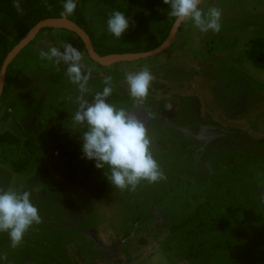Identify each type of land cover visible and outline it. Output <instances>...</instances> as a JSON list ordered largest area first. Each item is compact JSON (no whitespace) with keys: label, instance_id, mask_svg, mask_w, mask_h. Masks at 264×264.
<instances>
[{"label":"rangeland","instance_id":"obj_1","mask_svg":"<svg viewBox=\"0 0 264 264\" xmlns=\"http://www.w3.org/2000/svg\"><path fill=\"white\" fill-rule=\"evenodd\" d=\"M211 7L222 11L219 33L202 34L184 21L172 45L153 58L100 66L74 34L57 28L41 31L16 57L14 83L0 100V134H14L22 143L0 146V188L30 190L42 223L16 249L0 233V257L6 256L0 264H264V70L247 60L250 42L264 38V0L199 5L205 13ZM112 11L91 0L85 18L95 35L105 34L117 48L147 45L150 31L169 16L143 26L128 16L133 23L115 39L106 25ZM4 20L0 16V26ZM64 43L82 53L83 70L91 74L88 100L102 90L103 76L113 77L111 96L125 100L111 104L129 109L145 125L165 180L121 191L107 179L96 198L61 175L66 149L82 148V131L56 109L73 114L77 106L68 98L78 91L65 75L66 65L54 66L38 53L53 46L63 50ZM144 67L154 79L145 102L136 104L124 77ZM27 155L29 167L15 173L12 163ZM240 167L250 179L236 177L231 203L213 206L211 217L219 225L179 243L175 228L211 199L226 172Z\"/></svg>","mask_w":264,"mask_h":264},{"label":"clouds","instance_id":"obj_2","mask_svg":"<svg viewBox=\"0 0 264 264\" xmlns=\"http://www.w3.org/2000/svg\"><path fill=\"white\" fill-rule=\"evenodd\" d=\"M163 3L169 6V16L181 22L191 20L202 34H217L221 30L222 11L217 7H211L205 13L199 8L200 0H163ZM12 6L18 14H24L20 0H13ZM76 7L75 0H66L60 15L71 16ZM130 23L133 22L124 12L112 11L106 21L107 32L115 39H121ZM62 49L53 46L47 51L41 50L38 55L54 66L66 65L65 75L77 86L78 95L68 99L77 106L71 123L74 129L82 131V158L95 161L97 169H107L108 181L121 191H135L141 181L158 183L165 180L163 170L150 151L151 139L145 125L129 109L117 108L107 102L115 87L113 77L103 76L102 90L96 91L91 101L88 100L91 74L83 70L82 53L71 43H64ZM153 79L147 67L125 73L128 94L134 103L145 102ZM41 223L42 217L32 202L30 190L18 192L0 188V233H7L12 249L19 247L28 231ZM0 259H6V256Z\"/></svg>","mask_w":264,"mask_h":264},{"label":"trees","instance_id":"obj_3","mask_svg":"<svg viewBox=\"0 0 264 264\" xmlns=\"http://www.w3.org/2000/svg\"><path fill=\"white\" fill-rule=\"evenodd\" d=\"M90 1L91 0H75L77 4L76 10L73 15L67 16V18L88 33L96 52L101 57L152 51L164 43L176 21L175 18L168 16L167 22L162 27H154L149 33V43L145 46L135 48H117L107 42L108 38L105 34L97 36L91 30L85 18V10ZM100 1H102L107 8L124 12L126 17L131 16L138 26H143L152 18L170 11L169 6L165 5L163 0ZM65 2L66 0H20L21 6L24 9V14L20 15L12 6L13 0H0V16L5 18L3 24L0 26V72L8 54L39 22L46 19L63 17L60 13L63 11L62 5ZM124 4L140 9L141 14H130L126 10ZM183 25L184 24H182L180 30L183 28ZM54 29L55 28H47V30ZM79 41L84 47L82 41L80 39ZM247 60H249L254 67L264 70V38H256L250 42ZM59 66L63 67V63ZM57 80H59L58 77ZM13 83L14 74L13 66L11 64L7 70L6 83L0 100H2V98L7 94ZM123 100H125V98L113 95L108 97L107 102L113 103L115 101ZM56 112L59 114L61 119L71 123L73 114H66L57 109ZM21 143V139L14 134H0V146L2 147H18ZM31 161V155L17 159L12 163L13 171L17 174L23 173L29 167ZM106 171L107 169H97L95 167V161H89L82 158V151L75 147H68L66 149L59 166V172L70 184L82 187L96 198L103 195L106 189ZM249 175L250 172L246 167L232 168L226 172L221 178V181L218 182L211 199L199 205L187 222L175 228V236L179 238L177 239L179 243L185 244L188 240L197 237L198 235L213 231L214 227H217L220 223L219 220L211 217L213 206L228 205L231 203L233 199V180L236 177L242 178L240 181H243L244 178L250 179V177H248ZM179 231L185 232L179 233ZM225 246L227 245L225 244Z\"/></svg>","mask_w":264,"mask_h":264},{"label":"water","instance_id":"obj_4","mask_svg":"<svg viewBox=\"0 0 264 264\" xmlns=\"http://www.w3.org/2000/svg\"><path fill=\"white\" fill-rule=\"evenodd\" d=\"M202 2L203 0H200V4ZM183 23L184 22L176 20L168 38L164 41V43L160 47L152 51L143 52V53L117 54V55H112V56L101 57L96 52L88 33L85 32L83 29H81L74 22L70 21L67 17L63 16L62 18H51V19L43 20L39 22L17 46L14 47V49L8 54L7 58L5 59L3 66L1 68V72H0V98L2 97V94L4 91L6 77H7V70L9 66L13 63L16 57L44 29H47V28L56 29L57 28V29H63V30H66L68 32L75 34L82 41L89 58L93 62L99 64L100 66L109 67L117 63L135 62V61H139L142 59L153 58V57L160 55L172 45L176 37V34L180 30Z\"/></svg>","mask_w":264,"mask_h":264}]
</instances>
